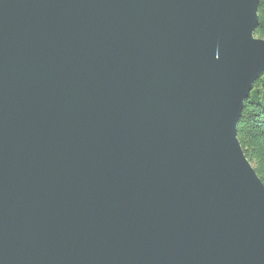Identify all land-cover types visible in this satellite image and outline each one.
<instances>
[{
    "label": "water",
    "instance_id": "water-1",
    "mask_svg": "<svg viewBox=\"0 0 264 264\" xmlns=\"http://www.w3.org/2000/svg\"><path fill=\"white\" fill-rule=\"evenodd\" d=\"M258 3L0 0V264H264Z\"/></svg>",
    "mask_w": 264,
    "mask_h": 264
},
{
    "label": "trees",
    "instance_id": "trees-1",
    "mask_svg": "<svg viewBox=\"0 0 264 264\" xmlns=\"http://www.w3.org/2000/svg\"><path fill=\"white\" fill-rule=\"evenodd\" d=\"M258 26L255 37L264 39V0L257 7ZM236 137L245 158L264 185V72L254 83L249 98L243 103L236 126Z\"/></svg>",
    "mask_w": 264,
    "mask_h": 264
}]
</instances>
